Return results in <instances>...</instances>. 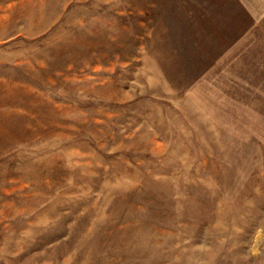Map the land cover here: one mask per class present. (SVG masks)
Wrapping results in <instances>:
<instances>
[{
	"label": "rangeland",
	"instance_id": "374dc122",
	"mask_svg": "<svg viewBox=\"0 0 264 264\" xmlns=\"http://www.w3.org/2000/svg\"><path fill=\"white\" fill-rule=\"evenodd\" d=\"M197 1L0 0V264H264V102Z\"/></svg>",
	"mask_w": 264,
	"mask_h": 264
},
{
	"label": "crops",
	"instance_id": "0c3cea01",
	"mask_svg": "<svg viewBox=\"0 0 264 264\" xmlns=\"http://www.w3.org/2000/svg\"><path fill=\"white\" fill-rule=\"evenodd\" d=\"M202 3L199 16L194 15L201 21V29L194 30V39L197 33L200 35L199 47L222 48L225 63L234 65L233 79L264 102V0H202Z\"/></svg>",
	"mask_w": 264,
	"mask_h": 264
}]
</instances>
